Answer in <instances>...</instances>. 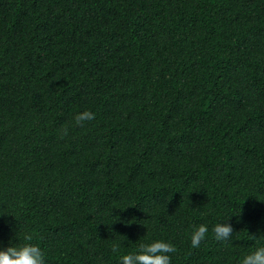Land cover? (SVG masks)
<instances>
[{
    "label": "trees",
    "instance_id": "1",
    "mask_svg": "<svg viewBox=\"0 0 264 264\" xmlns=\"http://www.w3.org/2000/svg\"><path fill=\"white\" fill-rule=\"evenodd\" d=\"M25 235L45 264L264 246V0H0V249Z\"/></svg>",
    "mask_w": 264,
    "mask_h": 264
},
{
    "label": "clouds",
    "instance_id": "2",
    "mask_svg": "<svg viewBox=\"0 0 264 264\" xmlns=\"http://www.w3.org/2000/svg\"><path fill=\"white\" fill-rule=\"evenodd\" d=\"M93 113L84 112L78 114L77 121L84 119H92ZM240 212V211H239ZM208 227L200 224L195 228L191 235V246L198 247L200 242L205 238ZM213 232L215 239L226 241L231 237L233 228L227 220L217 223ZM25 241L22 244H9V246L0 249V264H45V254L42 248L31 243V235L23 237ZM175 246L163 240H154L149 244H142L136 252L123 254L119 257L120 264H170L169 253L175 252ZM241 264H264V246L255 248L250 253L244 255Z\"/></svg>",
    "mask_w": 264,
    "mask_h": 264
}]
</instances>
